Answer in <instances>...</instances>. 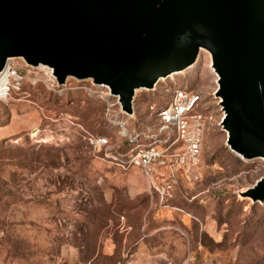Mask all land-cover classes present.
Returning a JSON list of instances; mask_svg holds the SVG:
<instances>
[{"label": "rangeland", "instance_id": "obj_1", "mask_svg": "<svg viewBox=\"0 0 264 264\" xmlns=\"http://www.w3.org/2000/svg\"><path fill=\"white\" fill-rule=\"evenodd\" d=\"M11 62L23 80L0 100V264H264V201L246 194L264 159L241 158L214 127L197 179L165 170L149 186L86 144L88 133L112 135L90 79L58 84L43 65ZM210 65L202 49L191 67L137 92V114L164 105L171 83L210 100Z\"/></svg>", "mask_w": 264, "mask_h": 264}, {"label": "water", "instance_id": "obj_2", "mask_svg": "<svg viewBox=\"0 0 264 264\" xmlns=\"http://www.w3.org/2000/svg\"><path fill=\"white\" fill-rule=\"evenodd\" d=\"M217 76L226 144L264 159V0H0V53L104 84L132 114L135 90L191 67ZM5 62L0 66L4 67ZM264 201V175L246 190Z\"/></svg>", "mask_w": 264, "mask_h": 264}, {"label": "built area", "instance_id": "obj_3", "mask_svg": "<svg viewBox=\"0 0 264 264\" xmlns=\"http://www.w3.org/2000/svg\"><path fill=\"white\" fill-rule=\"evenodd\" d=\"M4 68L8 80L4 84L3 98H7L11 88H18L23 76L12 62L7 61L0 74L4 72ZM48 70L47 74L56 81L51 70ZM164 79L160 78L152 90ZM215 82L216 87L210 100L201 91L186 84L174 87L171 83L166 90L170 93L168 101L162 106L148 105L142 115L136 112V93L151 89L135 90L132 114L128 117L131 124L128 126L122 119V114L127 113L122 111L118 96H113L108 86L95 84L91 80V84L99 88L95 93L104 104L103 119L105 126L112 130V135L88 133L84 140L94 153L112 165L122 169L138 168L149 186H156L154 177L157 174L163 175L165 170L171 173L185 170L194 173L193 179H197L204 139L212 128L222 127L225 117L220 105L221 99L215 96L217 78Z\"/></svg>", "mask_w": 264, "mask_h": 264}, {"label": "bare ground", "instance_id": "obj_4", "mask_svg": "<svg viewBox=\"0 0 264 264\" xmlns=\"http://www.w3.org/2000/svg\"><path fill=\"white\" fill-rule=\"evenodd\" d=\"M7 61H8V63H11V58H8ZM4 62H5V56H4V54L0 53V66H2ZM5 64H7V62H5ZM4 69H5L4 72L2 74H0V98L4 97V84H6V82L8 80L6 68H4ZM177 73H180V72H177ZM171 75H173V74H171Z\"/></svg>", "mask_w": 264, "mask_h": 264}, {"label": "trees", "instance_id": "obj_5", "mask_svg": "<svg viewBox=\"0 0 264 264\" xmlns=\"http://www.w3.org/2000/svg\"><path fill=\"white\" fill-rule=\"evenodd\" d=\"M154 90H155V89H154ZM150 91H152V89H151ZM139 92H141V91H139ZM134 102H135V106H136V103H137L136 97H135V99H134ZM102 104H103V103H102ZM103 111H104V104H103ZM102 119H103V113H102ZM103 123L105 124L104 119H103Z\"/></svg>", "mask_w": 264, "mask_h": 264}]
</instances>
